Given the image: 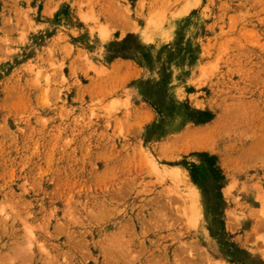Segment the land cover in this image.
Instances as JSON below:
<instances>
[{
    "label": "rangeland",
    "instance_id": "obj_1",
    "mask_svg": "<svg viewBox=\"0 0 264 264\" xmlns=\"http://www.w3.org/2000/svg\"><path fill=\"white\" fill-rule=\"evenodd\" d=\"M0 264H264V0H0Z\"/></svg>",
    "mask_w": 264,
    "mask_h": 264
}]
</instances>
